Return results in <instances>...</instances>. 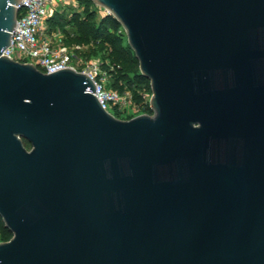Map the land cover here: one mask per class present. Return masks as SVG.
Returning <instances> with one entry per match:
<instances>
[{
  "label": "water",
  "instance_id": "1",
  "mask_svg": "<svg viewBox=\"0 0 264 264\" xmlns=\"http://www.w3.org/2000/svg\"><path fill=\"white\" fill-rule=\"evenodd\" d=\"M90 1L150 112L0 54V264H264V0ZM18 5L0 0V53Z\"/></svg>",
  "mask_w": 264,
  "mask_h": 264
},
{
  "label": "built area",
  "instance_id": "2",
  "mask_svg": "<svg viewBox=\"0 0 264 264\" xmlns=\"http://www.w3.org/2000/svg\"><path fill=\"white\" fill-rule=\"evenodd\" d=\"M68 0H19L15 22L10 31L9 43L1 49L2 55L21 62H30L41 72L49 73L70 67L68 57L63 47H53L42 34L43 24L59 3ZM74 1L75 0H71ZM76 4V2H75ZM105 13L106 10L104 9ZM30 58V61L27 59ZM86 74L93 82L94 92L99 105L106 112L116 117L106 109L109 105L114 111L121 113L125 106V98L118 91L105 88L99 76L95 63H89L85 68L76 70ZM88 92L89 90H84Z\"/></svg>",
  "mask_w": 264,
  "mask_h": 264
},
{
  "label": "trees",
  "instance_id": "3",
  "mask_svg": "<svg viewBox=\"0 0 264 264\" xmlns=\"http://www.w3.org/2000/svg\"><path fill=\"white\" fill-rule=\"evenodd\" d=\"M76 3L80 6V10H73L68 19L74 29L69 38L70 43L86 45L92 51L93 49L102 50L100 68L109 74V88L118 92L128 90L130 97L138 101L137 91L140 88L149 90L148 81L139 74L137 61L132 51L126 42L123 43L119 32L120 25L108 13L96 18L93 9L96 5L90 0H76ZM53 14L46 18L52 24L57 22L55 21L56 16H61L55 12ZM105 60L110 64L111 70L105 67ZM141 111L150 112L147 103L141 105ZM22 143L27 148L26 141L22 139ZM9 236V231L0 220V241L8 239Z\"/></svg>",
  "mask_w": 264,
  "mask_h": 264
},
{
  "label": "rangeland",
  "instance_id": "4",
  "mask_svg": "<svg viewBox=\"0 0 264 264\" xmlns=\"http://www.w3.org/2000/svg\"><path fill=\"white\" fill-rule=\"evenodd\" d=\"M76 2V0H75ZM74 1L68 0L64 3H59L55 10L51 12L49 15L61 14V16H56L55 21L56 23L52 24L50 20H45L43 24V31L42 34L45 36V38L48 39L50 45L53 47H63L64 52L68 57V63L75 69L79 70L82 68H85L89 63H95L98 66V70L102 71V74H99L104 87L109 88V74L104 70L100 68L101 63V56L103 55L102 50H95L88 48L86 45H77L70 43V36L73 32V27L71 23L68 21L70 17V13L74 11L80 10V6L75 4ZM94 9L95 17L102 15L105 13L104 9L96 6ZM52 19V18H51ZM119 32L121 33V37L123 40V43H125V36L123 34L122 28H119ZM31 59L28 58L27 61H30ZM105 62V67H107L108 70H111L110 64ZM137 93L139 94V100L134 101L130 97V92L128 90H122L119 92V94L125 98V106L123 108V111L121 113H118L114 111L109 105H106V109L110 112H113L117 118L120 119H126L128 117H131L133 115L142 113L141 111V105L143 103H147L148 97L150 95V91L147 89L140 88Z\"/></svg>",
  "mask_w": 264,
  "mask_h": 264
}]
</instances>
